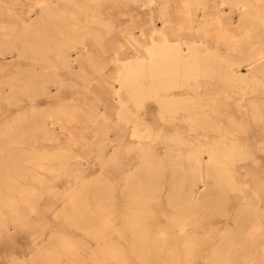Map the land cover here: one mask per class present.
Segmentation results:
<instances>
[{
	"label": "bare ground",
	"instance_id": "obj_1",
	"mask_svg": "<svg viewBox=\"0 0 264 264\" xmlns=\"http://www.w3.org/2000/svg\"><path fill=\"white\" fill-rule=\"evenodd\" d=\"M53 1L68 3L70 7L55 9L50 5ZM102 1H34V6L27 9L18 33L23 50L32 54L51 53L54 67L59 69L79 67L78 58H72L70 52L76 48L85 51L84 41L90 36L93 43L100 45L105 35L113 31V24L107 19L94 20ZM128 1L142 8H151L159 2ZM205 3V0H179L177 12L180 21L177 23L161 7L158 16L161 27L152 25L148 29V42L142 44L144 55L129 61H121L117 57L113 60L117 70L111 94L119 107L117 118L129 124V137L135 141V145L119 146L117 143L106 155L109 142L103 141L99 148L101 169L110 167L116 170L117 180L112 181L102 173L101 187L95 194L89 193L94 185L92 182L75 180L77 189L64 195L68 204L64 214L67 226L95 240L97 249L90 251L87 247L89 254L83 260L81 254L86 249L85 245L72 243L69 235L61 232L55 235L54 248L42 259L46 264H192L195 259L203 264H237L234 254L239 250L238 246L228 243L224 248L217 245L205 249L206 243L196 240L195 233L188 232L187 227H195L196 210L203 203L202 192L208 189L209 180L214 181L211 186L215 190L228 189L239 193H242V188L246 190L245 184L238 182L234 166L238 162L253 160L254 151H262L263 145L257 143L252 146L240 138L238 133L244 130V126L235 123L227 124L225 135L215 142H187L179 134L164 136L136 120L135 115L127 112L126 105L139 106L144 100L154 101L161 120L171 122L178 115L185 114L188 131L194 132L205 124H214L209 118L216 112V100H205L200 94L187 99L173 98L167 94L183 85L198 87L201 79L215 83L214 80L220 78L224 85L221 90L224 96L237 90V106L244 111L243 121L252 124L263 121L264 104L258 95H264V0H218L220 8L225 7L230 14L236 15L234 27L231 26L233 23L222 21L216 13H203L207 9ZM191 8L203 13V16L193 18ZM38 12L40 17L30 20V14ZM38 22H46L54 27L60 41L49 46V40L42 36L40 45L34 46ZM60 22H64L62 26ZM89 23H96V27L90 28ZM139 32L144 35L143 31ZM10 37H16L12 27L0 22V63H3L0 67L8 65V61H4L7 57L20 56ZM127 39L128 43L137 44L134 36L128 35ZM207 42L217 49L222 46L229 53L237 52L242 46L251 48L247 55H240L238 59L219 57L217 53L206 51ZM83 56L90 64L89 55L86 53ZM241 68H245L249 75L242 73ZM14 84L8 83L13 88L9 95L12 100L8 99V104H13L9 106L19 107L24 100L22 97L29 99L33 94H42L46 98L50 96V92L45 90L46 86L31 90L28 86L21 88ZM246 94L252 95V98L246 99ZM121 96H127V99ZM77 109L79 107L76 105H59L47 112L33 109L29 116L22 114L10 118L5 126L10 130L19 127L22 131L33 128L44 132L46 140H52L48 131L62 130L65 125L79 122ZM197 109L202 111L196 112ZM88 118L91 119L90 114ZM14 137L15 134H0V234L9 231V223L21 221L23 213L32 212L34 202L42 195L34 190V186L25 188L17 181L29 179L44 190L43 193L55 194L51 181L47 182L42 177L47 174L52 179L68 175L69 159L75 157L68 145L65 148L55 146L50 150L30 149L22 153L24 159H7L3 148L13 146L16 143ZM4 138L9 140L4 143ZM226 141L230 147H227ZM167 142L172 143L171 147L177 146V150L167 151L164 160L154 154L153 146L157 143L168 146ZM129 153L136 155L137 163L127 169L122 157ZM167 168L172 177L178 176L169 183V193L165 199L171 210L168 214L162 208L160 194L164 189L161 182ZM116 192L121 200L119 208L114 203ZM241 201L251 215L246 243L252 244L257 240L254 233H264V229H258L264 224V180L250 188L247 195L242 194ZM17 205L21 209H17ZM4 212L8 214L6 218L3 217ZM159 218H165L167 224L159 226ZM261 246L259 252L264 258V245Z\"/></svg>",
	"mask_w": 264,
	"mask_h": 264
},
{
	"label": "rangeland",
	"instance_id": "obj_2",
	"mask_svg": "<svg viewBox=\"0 0 264 264\" xmlns=\"http://www.w3.org/2000/svg\"><path fill=\"white\" fill-rule=\"evenodd\" d=\"M34 1L48 3V0H0V22L12 27L16 37H10V40L16 44L19 49L18 55H20L16 58L7 57L4 61H8V65L0 67V134H15L16 136L14 137L16 143L13 146L5 144L6 147L3 148V151L7 153V159L21 160L24 159L22 153L30 151V149L50 150L55 146L65 148L69 145L68 148L72 150L75 157L69 159L68 175L52 179L47 174L42 177L47 182L51 181L55 194L43 193L44 190L42 191L36 184H32L29 179L17 181L25 188L34 186V190L36 189L35 191L42 195L38 201L34 202L32 212L23 213L21 221L9 223V231L0 234V264H46V261L44 262L42 259H45V255L54 248L55 235L61 232L67 233L72 243L85 245L86 249L81 254L83 260L86 259L89 250L97 249L98 244L95 240L86 237L80 230H74L67 226L64 214L68 209V204L64 195L77 189L78 183L74 185L75 180L84 179L92 182L94 185L89 193L93 194L99 192L102 173L112 181L117 180L118 172L116 170L110 167L101 169L99 148L103 141L109 142L106 155L117 146V143L119 146L135 145V141L129 137V124H125L117 118L119 107L111 94V87L115 86L114 77L117 70L113 60L117 57L121 61H129L144 55L142 44L148 42L146 36L148 29L152 25L156 28L161 27V22L158 19L161 7L172 16L174 22L180 21V15L177 12L179 0H159L158 4L151 8H142L128 0H116L115 2L104 0L97 8L98 14L94 20L107 19L106 21L113 24V31L110 35H105L100 45L92 42L93 37H87L84 41L85 51H80L78 48L69 50L72 58H78L79 67L75 66L71 70L59 69L54 67L55 61L51 53L34 52L32 54L23 50L21 37L18 33L21 30L22 19L25 17L27 9L34 6ZM205 1L207 9L203 13H216L222 21L231 22L233 23L231 26L234 27L236 15L230 14L225 7L220 8L218 0ZM50 5L55 9L70 7L68 3L61 1H53ZM191 9L193 18L200 19L203 16V13L194 8ZM150 14H152V19H150ZM39 17V12L30 14L32 21ZM53 20L58 21L57 19ZM63 23L60 22V26ZM89 24L90 28L96 27V23ZM36 28L38 34L34 36V46L40 45L42 36L49 40V46L60 41L54 27L48 26L46 22H38ZM139 31H143L144 35H141ZM128 35L134 36L137 44L128 43ZM183 37L188 38L189 35ZM206 46L207 52L217 53L219 57L227 56L237 59L240 55H247L251 48L242 46L237 52L229 53L222 46L217 49L210 42H207ZM79 53L81 54L79 55ZM86 53L91 60L90 64L83 59V55ZM2 64L0 63V65ZM258 66L260 65H257V68H260ZM240 70L249 75L245 68ZM56 81L59 83H53ZM214 81L215 83L208 79H201L198 87L190 84L183 85L170 90L167 94L173 98L181 99L200 94L204 96L205 100H216V112L209 118L214 123L211 126L205 124L203 127L197 128L196 131L189 132L187 123L184 121L185 114L178 115L171 122H167L166 119L161 120L158 115V105L154 101L144 100L139 106L127 103V112L132 113L136 120L160 134L164 136L179 134L187 142L191 140L215 142L225 135L224 129L227 128V124H241L244 126V130L238 133L240 138L252 146L257 143L263 145L262 151H254L253 160L238 162L234 166L238 182L245 184L244 189L246 190L242 188V193L228 191V189L215 190V187L211 186L214 181L209 180L208 189L202 192L203 203L196 210L195 227H187V231L194 232L196 240L206 243L205 249L217 245L224 248L228 243L238 246L239 250L234 254V262L237 264H264V258L259 252L261 245H264V233H254L257 240L254 238L256 240L254 243H246L248 240L246 232L251 224V215L243 207L241 201L242 194L247 195L250 188L264 180V117L263 121L258 124L244 122V111L237 106L239 96L237 90L224 96L221 93L224 85L220 78ZM8 83H15L13 86L21 88L28 86L31 90L46 86L45 90L50 92V96L46 98L42 94H33L29 96V99L22 97L24 100L20 105L18 104L19 107L9 106V104H13H8L13 88ZM258 96V99L264 104V95ZM121 98L126 100L127 96H121ZM245 98L250 99L252 95L246 94ZM59 105L78 106L79 109L76 111L79 122L65 125L62 130L48 131L53 137L52 140H46L43 137L44 132L33 128L23 131L19 127L12 128V130L6 129L5 125L10 118H16L22 114L29 116V112L33 109L41 112L52 111ZM197 111L201 112L202 110L197 109ZM85 114L87 115L84 116ZM89 114L91 119L88 118ZM103 117L104 119H102ZM22 132H24L23 135ZM6 138L2 139V142L6 143L9 140ZM167 144L168 146L154 144V154L165 160L167 151L177 150V146L171 147L172 143L169 142ZM226 145L230 147V143L227 141ZM11 153L15 155L13 156ZM122 160L127 169L137 163L136 155L133 153L123 155ZM176 177L178 176L172 177L171 171L167 168L163 182H161L164 185V189L160 192L163 200L162 208L166 214L171 213L165 201L169 193V183ZM117 192L114 195V203L119 208L121 200ZM88 199L90 201V195H88ZM90 205H92L91 201ZM16 208L21 209L19 205ZM7 216L8 214L4 212L3 217ZM157 224L164 226L167 222L165 218H159ZM263 225H260L258 229H264ZM245 247H248L249 250H245ZM192 264L203 263L195 259Z\"/></svg>",
	"mask_w": 264,
	"mask_h": 264
}]
</instances>
